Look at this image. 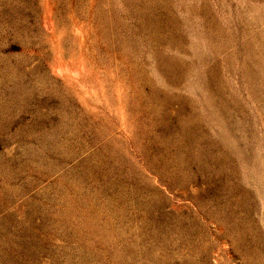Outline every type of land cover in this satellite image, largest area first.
Returning a JSON list of instances; mask_svg holds the SVG:
<instances>
[{
  "label": "rangeland",
  "instance_id": "rangeland-1",
  "mask_svg": "<svg viewBox=\"0 0 264 264\" xmlns=\"http://www.w3.org/2000/svg\"><path fill=\"white\" fill-rule=\"evenodd\" d=\"M0 264H264V0H0Z\"/></svg>",
  "mask_w": 264,
  "mask_h": 264
}]
</instances>
